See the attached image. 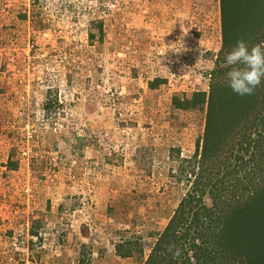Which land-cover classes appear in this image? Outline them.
<instances>
[{
	"label": "rangeland",
	"instance_id": "1",
	"mask_svg": "<svg viewBox=\"0 0 264 264\" xmlns=\"http://www.w3.org/2000/svg\"><path fill=\"white\" fill-rule=\"evenodd\" d=\"M221 49L220 0H0V264H144L205 132L173 99L209 90Z\"/></svg>",
	"mask_w": 264,
	"mask_h": 264
},
{
	"label": "trees",
	"instance_id": "2",
	"mask_svg": "<svg viewBox=\"0 0 264 264\" xmlns=\"http://www.w3.org/2000/svg\"><path fill=\"white\" fill-rule=\"evenodd\" d=\"M220 10L222 49L209 92L173 99L179 110L207 113L193 193L181 200L144 264H264V81L240 97L228 85L230 66L221 67L238 40L249 48L264 43V0H220ZM57 102L49 99L45 108ZM129 245L126 253L118 248L122 257L132 256Z\"/></svg>",
	"mask_w": 264,
	"mask_h": 264
},
{
	"label": "clouds",
	"instance_id": "3",
	"mask_svg": "<svg viewBox=\"0 0 264 264\" xmlns=\"http://www.w3.org/2000/svg\"><path fill=\"white\" fill-rule=\"evenodd\" d=\"M182 29V35L180 37L181 43H176L171 45L169 49H171L172 52L169 54L166 53L168 56V66L170 68V61H179L177 64V73L180 75V69L183 66V63L180 61V55H178L176 52H179V48L176 47L177 44L182 45V40L184 36H187L188 33L185 32V30ZM222 29V27H221ZM201 45V41L198 42ZM176 52H174V51ZM197 51L202 53V48L198 47ZM226 65L230 66V70L226 73V77L228 80V85L232 89V91L239 95L240 97L244 96H250L255 93V90L257 87H259L264 81V43L257 44L255 46H252L249 48L245 41L238 40L236 43V46L231 50L230 53L226 54L225 57ZM170 71V69H169ZM214 69L212 70L213 73ZM212 73L209 75L212 79ZM170 75V73H169ZM181 76V75H180ZM169 81H179L173 80L171 76L168 77ZM210 90V86H209ZM208 91H200V92H206ZM18 215V214H17ZM24 224L22 226V231H30L31 226L29 224ZM37 234H33V239L37 238Z\"/></svg>",
	"mask_w": 264,
	"mask_h": 264
},
{
	"label": "built area",
	"instance_id": "4",
	"mask_svg": "<svg viewBox=\"0 0 264 264\" xmlns=\"http://www.w3.org/2000/svg\"><path fill=\"white\" fill-rule=\"evenodd\" d=\"M179 63V61H174V60H171L170 61V76L173 80H177L179 79L181 76L179 75V73H177V64ZM30 138H33V134H31ZM24 155H27L28 153L27 152H24L23 153ZM26 264H29L28 261H26Z\"/></svg>",
	"mask_w": 264,
	"mask_h": 264
}]
</instances>
